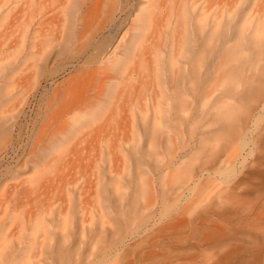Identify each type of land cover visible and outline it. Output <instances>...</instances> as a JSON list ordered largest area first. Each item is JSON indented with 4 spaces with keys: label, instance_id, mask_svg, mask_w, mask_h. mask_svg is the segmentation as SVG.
<instances>
[{
    "label": "bare ground",
    "instance_id": "1",
    "mask_svg": "<svg viewBox=\"0 0 264 264\" xmlns=\"http://www.w3.org/2000/svg\"><path fill=\"white\" fill-rule=\"evenodd\" d=\"M152 2L151 7L159 9L158 17H154L151 7L140 5L135 24L126 39L121 40V58L116 57L117 48L111 45L105 55L96 53L88 57L78 72L66 79L62 93L55 92L47 103L34 138L33 151L43 161L105 111L115 86L110 74L104 71L116 72L118 63L130 56L138 33L147 27L154 34L159 33L165 16V32L170 40H165L163 46L169 44L170 48L160 54L155 47V60L159 79L170 90L169 94L160 95L158 109L150 110L144 118V138L148 142L135 145L129 152L135 157L129 160L137 168L142 166V170L138 172L135 167L126 181L129 186L121 191L110 192L108 181L100 182L99 201L111 209L107 217L115 231L109 235L111 244L101 248L100 254H84L81 260L76 258L77 262L136 264L139 259L129 257L138 242L167 236L179 242L189 237L202 245L203 252L215 250L206 256L204 264H264V22L247 19L237 8L226 21L199 25L193 21L198 13L193 15L186 3L180 7L176 0ZM75 8L81 12L80 29L92 28L87 34H78L77 38L86 34L83 41L78 45L76 42L74 48L71 27L66 26L60 37L50 45L43 44L41 51L27 56L12 70L13 83L28 87L16 109L18 114L43 83H50L74 66L96 34L114 29L115 11L125 12L127 0H79L70 3L69 10ZM102 13L105 18L97 27L96 19ZM45 20L44 15L39 16L33 36L41 31L39 25ZM181 25L180 53L174 58L176 29ZM99 44L96 49L102 46ZM70 51L64 67H53L45 74ZM172 65L176 69L171 71ZM11 123L5 125L0 119V150L5 146ZM52 129L56 130L49 135ZM6 180L0 178V206L9 189L16 187L5 183ZM53 186V181L43 183V195ZM239 188L241 192H237ZM237 198L242 199L241 209L236 208ZM28 204L29 201L25 205ZM21 213L22 223L29 226L27 233L21 234L28 236V241L40 229V216L29 208ZM17 221L13 213L7 225L9 244H0V255L20 252L19 241L14 240L17 229H12ZM108 233L100 232L103 236ZM4 235L2 227L0 242ZM63 243L58 240L45 248L53 261L45 264H76L71 254L73 248ZM160 259L161 256L152 254L138 264H158Z\"/></svg>",
    "mask_w": 264,
    "mask_h": 264
},
{
    "label": "rangeland",
    "instance_id": "2",
    "mask_svg": "<svg viewBox=\"0 0 264 264\" xmlns=\"http://www.w3.org/2000/svg\"><path fill=\"white\" fill-rule=\"evenodd\" d=\"M73 1L79 0H0V119L5 125L12 121L5 146L0 150V178H6L8 181L5 183L16 186L9 189L4 204L0 206V228H5L0 244L2 247L8 246L10 226L7 225L13 213H16L18 221L12 229H17L14 240L15 243L19 241L21 252H4L0 255L2 264L51 263L53 261L47 257L45 248L58 240L73 248L71 254L78 264L76 258L81 260L84 254L98 255L111 244L109 235L115 231V225L107 217L111 209H106L99 201L98 185L102 180L108 181L107 190L110 192L116 189L121 191L129 186L127 178L136 167L129 160L131 157L135 158L129 152L135 145H145L148 142L144 138V118L150 110L158 109L157 102L161 94H169L170 87H163L155 60V47L159 48L160 54L168 52L170 48L169 44L163 46L165 40H170V35L165 32L164 16L159 33L154 34L148 27L142 30L130 48V56L118 63V70L104 71L110 74L111 82L114 81L115 86L106 110L77 132L79 140L76 133L75 139L74 136L58 152L49 154L41 161L33 151L34 138L53 94L62 93L66 79L76 74L85 60L93 54L103 56L112 49V45L117 48L116 57L121 58L122 43L128 36L129 29L135 24L137 9L140 5L144 8L154 6L152 0H127L125 12L115 11L114 29L96 34L95 40L82 57L75 61L74 66L68 67L67 72L50 83H43L28 97L22 106V112L18 114L16 109L19 108L22 94L28 87L13 83L12 70L19 67L27 56L41 51L43 44L50 45L55 38L60 37L66 26H70L72 30V45L76 42L78 45L92 29H80L81 12L76 8L72 12L69 10ZM176 1L180 7L186 3L193 15L198 13L193 21L199 25L213 20L226 21L228 17L235 15L237 8L247 19L264 22V0ZM153 8L150 11L154 17H158L159 9ZM40 15H44L47 20L39 25L41 31L33 36ZM104 18V13L98 16L97 27L103 23ZM176 30L177 42L172 48L174 58L179 57L183 25L180 28L177 26ZM80 32L86 34L77 38ZM99 43L102 46L96 49ZM70 54L71 51L62 61L47 69L45 74L62 65L64 67ZM170 68L172 71L176 66L172 65ZM55 130H50L49 135ZM45 145L46 143L43 144ZM137 170L140 172L142 166H138ZM46 181H53L54 186L43 195L42 184ZM241 191L242 188L237 190ZM27 201L28 206L25 205ZM236 203V208L241 209L242 199L237 198ZM24 208H29L35 215L40 216V229L28 241V236L22 237L21 234L27 233L29 229L26 222L22 223L20 219ZM103 230H108L107 236L100 234ZM194 241L189 237L184 242L167 236L161 239L149 237L137 243V248L131 252L129 259L132 260L135 256L141 262L149 255L156 254L161 256L158 264H204L206 256L215 250L206 249L203 252L202 245Z\"/></svg>",
    "mask_w": 264,
    "mask_h": 264
}]
</instances>
